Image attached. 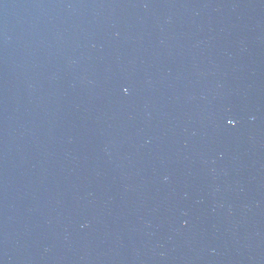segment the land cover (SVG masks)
Here are the masks:
<instances>
[{"label":"water","instance_id":"water-1","mask_svg":"<svg viewBox=\"0 0 264 264\" xmlns=\"http://www.w3.org/2000/svg\"><path fill=\"white\" fill-rule=\"evenodd\" d=\"M0 264H264V0H0Z\"/></svg>","mask_w":264,"mask_h":264},{"label":"snow or ice","instance_id":"snow-or-ice-1","mask_svg":"<svg viewBox=\"0 0 264 264\" xmlns=\"http://www.w3.org/2000/svg\"><path fill=\"white\" fill-rule=\"evenodd\" d=\"M128 89H125V91H127ZM229 123H233V121L229 120Z\"/></svg>","mask_w":264,"mask_h":264}]
</instances>
